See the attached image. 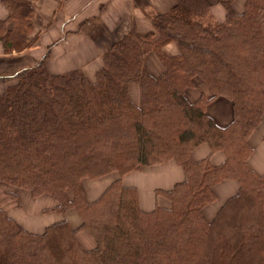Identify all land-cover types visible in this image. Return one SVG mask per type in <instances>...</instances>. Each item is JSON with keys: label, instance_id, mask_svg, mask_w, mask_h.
<instances>
[{"label": "trees", "instance_id": "16d2710c", "mask_svg": "<svg viewBox=\"0 0 264 264\" xmlns=\"http://www.w3.org/2000/svg\"><path fill=\"white\" fill-rule=\"evenodd\" d=\"M2 1L8 12L0 19L2 50L22 52L37 39L36 0ZM218 1L222 21L208 0L146 11L153 30L115 42L94 80L80 69L50 73L46 54L0 75V184L47 194L52 209H74L81 220L76 229L61 219L34 233L0 208V264H264V173L248 164V138L264 113V0H245L241 11L233 0ZM169 42L177 48L173 55L164 50ZM148 52L164 65L157 76L144 67ZM196 76L212 94L190 102L184 91ZM131 85L139 87L137 99ZM216 97L231 103L225 125L206 112ZM200 144L222 151L224 161L193 160L190 152ZM170 159L184 178L156 191L168 206L142 210L136 188L119 178L95 200L85 199L84 178ZM225 179L235 180L238 191L207 220L202 209ZM79 230L94 247L80 246Z\"/></svg>", "mask_w": 264, "mask_h": 264}, {"label": "crops", "instance_id": "0c3cea01", "mask_svg": "<svg viewBox=\"0 0 264 264\" xmlns=\"http://www.w3.org/2000/svg\"><path fill=\"white\" fill-rule=\"evenodd\" d=\"M174 2L175 0H36L32 35L38 37L34 45L29 50L13 52L15 55H11L4 53L0 44V58L30 57L36 59L39 51L45 49L44 64L50 73L57 74L71 69H80L90 80H94L95 71L102 64L103 54L115 42L132 31L144 34L153 30L152 24L145 14L146 11L153 10L163 13L169 10ZM6 15L7 9L3 1L0 0V19L5 18ZM164 50L168 55L177 52L173 42L167 43ZM143 64L146 71L153 76L159 75L164 68L155 52L146 53ZM130 94L134 98H138V85L130 87ZM184 94L190 102H193L201 95L210 97L212 93L208 85L196 76L193 78V85L186 88ZM206 112L219 125L227 124L232 118L231 103L221 97L210 100L206 106ZM263 126L264 113L259 125L250 134L249 143L254 139V133ZM261 138L262 140L259 138L255 143L257 147H253L248 158L249 166L258 174L264 173V134ZM190 156L193 160L208 157L214 165L222 163L225 159L222 151H211L207 144H200L193 148ZM117 178L120 179L122 185L135 187L139 207L144 211H150L156 206H168V200L156 191L171 189L176 183L183 180L184 171L179 164L170 159L131 170L122 175L110 172L98 178H84L81 185L86 201L90 202L98 198ZM238 188V183L230 179L215 184L212 190L216 198L212 203L203 207L204 218L212 219L225 200L237 193ZM19 196L21 197L19 198L21 201L19 207L16 206L9 211L1 206L0 208L30 232L39 233L42 228L59 219H65L74 229L81 223L80 217L74 209H68L64 213H58L52 209L55 201L47 194L34 198L27 191L21 192ZM35 201H41L40 206H37L40 211L35 206L37 204ZM36 212L46 213V216L47 213L52 212L50 223L40 224L41 220L34 218ZM27 214L31 217L30 223ZM76 238L83 249H90L95 245L94 239L86 231H77Z\"/></svg>", "mask_w": 264, "mask_h": 264}, {"label": "rangeland", "instance_id": "374dc122", "mask_svg": "<svg viewBox=\"0 0 264 264\" xmlns=\"http://www.w3.org/2000/svg\"><path fill=\"white\" fill-rule=\"evenodd\" d=\"M214 1L215 0H209L211 14L213 15V17L217 21H222L224 19V13H225V11H224L222 5L219 3V1H217V0H216V2H214ZM244 1L245 0H233V3H232L233 8L235 10H237V11H241L243 9ZM36 37H38V36H36ZM33 45H34V43H33ZM31 47H29L26 50H29ZM44 52H46L45 49L39 51L38 56H37L36 59L30 58V57H10V58H6V59L0 58V74L10 75V74H13V73H15V72H17V71H19V70L27 67V66L36 64L46 54ZM10 54L11 55H15V53H13V54L10 53ZM1 88H2V85H0V89ZM132 97L134 98L133 95H132ZM263 134H264V126L263 127H259V129L257 130V132L254 133V136L255 137L250 142V145L252 147H257L255 143L259 140V138L262 140L261 136ZM9 190L12 191L14 193V195L10 194L8 192ZM21 192H27V191L26 190H22V189H17L16 190V189H13L10 186H7L5 184H0V206L2 208H4V209H8V211L11 210V208H16V206L19 207V205H21L20 204L21 201H20L19 198H21V197L20 196L18 197V195ZM40 202L41 201H37L36 202L37 204H35V206L36 207L37 206H40L39 205ZM168 204H169V202H168ZM37 209H38V211H40V209L38 207H37ZM44 211H48V210H44ZM51 213L52 212L47 213V216H46L45 215L46 213L43 214L42 212H40V214H39L38 212H36V215H34V218L36 220L39 219V221L41 220L40 221V224L45 223V225H47L51 221V220H49L52 217V215H50ZM27 218H28V222L30 223L31 222V217L28 214H27ZM54 222H56V221H54ZM51 223H53V222H51ZM44 229L45 228H42V230H40L39 233L43 232Z\"/></svg>", "mask_w": 264, "mask_h": 264}]
</instances>
